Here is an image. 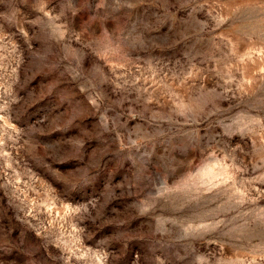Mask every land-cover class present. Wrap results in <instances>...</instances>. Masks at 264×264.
Returning <instances> with one entry per match:
<instances>
[{
  "label": "rangeland",
  "instance_id": "374dc122",
  "mask_svg": "<svg viewBox=\"0 0 264 264\" xmlns=\"http://www.w3.org/2000/svg\"><path fill=\"white\" fill-rule=\"evenodd\" d=\"M0 264H264V0H0Z\"/></svg>",
  "mask_w": 264,
  "mask_h": 264
}]
</instances>
